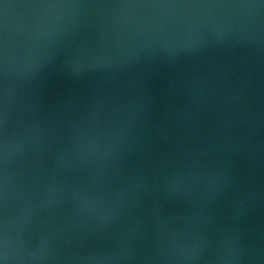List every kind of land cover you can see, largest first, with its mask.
Instances as JSON below:
<instances>
[{
	"label": "water",
	"instance_id": "water-1",
	"mask_svg": "<svg viewBox=\"0 0 264 264\" xmlns=\"http://www.w3.org/2000/svg\"><path fill=\"white\" fill-rule=\"evenodd\" d=\"M0 264H264V0H0Z\"/></svg>",
	"mask_w": 264,
	"mask_h": 264
}]
</instances>
